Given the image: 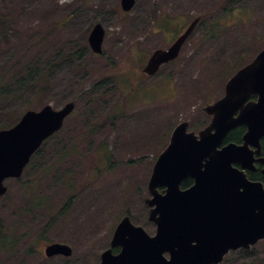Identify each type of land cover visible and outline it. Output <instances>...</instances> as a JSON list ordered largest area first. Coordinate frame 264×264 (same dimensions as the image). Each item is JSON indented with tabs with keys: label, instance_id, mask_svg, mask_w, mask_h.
Instances as JSON below:
<instances>
[{
	"label": "rangeland",
	"instance_id": "374dc122",
	"mask_svg": "<svg viewBox=\"0 0 264 264\" xmlns=\"http://www.w3.org/2000/svg\"><path fill=\"white\" fill-rule=\"evenodd\" d=\"M222 1L136 0L125 12L120 0H0V9L8 6L16 17L12 46L21 40L29 54L16 65L14 57L0 82L11 86L0 95V127L46 103L55 109L76 103L21 177L4 181L0 232L12 243L9 250L0 247V264H98L126 214L154 233L143 199L155 155L178 122H207L204 105L218 99L227 78L264 47V0H228L223 11ZM204 14L221 17L216 38H207L210 22H204L174 63L156 75L142 71L152 51L167 47ZM95 23L106 31L102 54L87 41ZM33 53L38 67L54 62L47 87L17 94L10 75ZM7 54H0V65ZM99 80L90 93L95 106L86 109L88 95L76 102ZM39 197L42 204L33 207ZM56 241L68 244L72 255L45 257V244ZM226 256L221 264H264V239Z\"/></svg>",
	"mask_w": 264,
	"mask_h": 264
},
{
	"label": "water",
	"instance_id": "95a60500",
	"mask_svg": "<svg viewBox=\"0 0 264 264\" xmlns=\"http://www.w3.org/2000/svg\"><path fill=\"white\" fill-rule=\"evenodd\" d=\"M134 3L120 0L123 11ZM197 22L193 19L168 48L154 50L143 71L152 75L162 63L176 58ZM104 34V27L94 24L88 36L93 52L102 53ZM74 105L69 101L59 109L46 104L27 110L15 125L0 129V197L7 191L5 179L21 176L32 154L62 127ZM203 110L209 123L194 132L187 121L179 122L154 162L144 203L155 233L148 234L123 216L99 264H219L230 250L249 249L264 239V187L244 171L254 169L258 160L264 176V157L254 158L264 136V48L227 79L223 95ZM238 126L245 127L242 142L222 144ZM188 177L193 184L181 189ZM114 246H120L118 253L112 252ZM71 253L64 243L44 247L48 257Z\"/></svg>",
	"mask_w": 264,
	"mask_h": 264
},
{
	"label": "trees",
	"instance_id": "16d2710c",
	"mask_svg": "<svg viewBox=\"0 0 264 264\" xmlns=\"http://www.w3.org/2000/svg\"><path fill=\"white\" fill-rule=\"evenodd\" d=\"M226 2H228V1H222L221 4L218 6V7H221L222 11H223V9L226 8L224 6V3H226ZM207 17H208V19L205 21V18H207ZM209 17H211V18H209ZM219 18H221V17H219L218 14H216V16L204 14L200 18L199 25L197 24V26H200V25L203 26L204 22H205V25H207L206 23L210 22L207 25L208 26L207 32H206V33H208L207 38L214 39L218 36V32L220 30ZM15 20H16V17H14L12 10L8 6L0 9V54L2 52H5L6 54L10 53V54H7V58H5L4 62L2 61L3 63L0 65V82H2V79L5 75V73L9 70V66H11L14 57L17 56L19 58L15 61V63H13L14 65H16V64H18L24 60L23 56H29L28 52L26 54L24 51H22L23 45L21 43L22 42L21 40H18L15 43V46H12L16 40V37H15L16 35L11 33V30L13 29ZM85 47H86V45L83 46L84 49H82V50H85ZM73 57L76 58V55H74ZM53 65H54V62L49 66L38 67V65H37V54L33 53L31 55V57L24 64H22L19 68H17L12 73V75H10L11 76L10 79L15 78L14 81L19 84V86L15 89L17 94H20L21 92H23L27 88H32L34 91H37L40 89H45L47 87V85H45V83H47L46 76L52 70ZM101 82H102V80H99V81L95 82V84L90 86L88 89H84V90L82 89V91H80L77 94V96L75 97L76 102L80 101V99L82 98L83 95H88V104L86 103V106H87L86 109L92 105L95 106L96 105L95 97L91 96L90 93L93 92L97 83H101ZM39 85L41 88L39 87ZM7 88L11 89V86H9V83L5 84V85H0V95L6 93ZM19 117L20 116H18V119H19ZM18 119H15L12 122L4 124L3 126L0 127V129L9 128V127L13 126L18 121ZM78 123H80V121ZM191 127L197 128V124H195L193 121H191ZM198 127H201V126L198 125ZM63 128H64V126H63ZM244 131H245L244 127L235 128L234 130H232L227 135L225 141L226 142L231 141V142H236V143L240 142L242 134L244 133ZM54 135H52V136H54ZM51 137H49V138H51ZM49 138L46 141H44L42 146L31 157V160H30L29 164L27 165V167L32 165L37 153L41 150V148L45 147V144H47V142L49 141ZM60 141H61V139H59L58 144H60ZM250 176H251V179H253V180L254 179H260V178L262 179V176L258 171L256 174H253ZM189 180H190V178H188L184 181H185V183H187ZM43 200H44L43 197L42 198H40V197L36 198V200L33 203V207H39V203L41 205ZM66 205L68 206L69 202L66 203ZM0 230L2 231V225L0 226ZM4 239H5V235H3L2 232H0V247L9 250L12 242L7 243Z\"/></svg>",
	"mask_w": 264,
	"mask_h": 264
},
{
	"label": "flooded vegetation",
	"instance_id": "af4514ba",
	"mask_svg": "<svg viewBox=\"0 0 264 264\" xmlns=\"http://www.w3.org/2000/svg\"><path fill=\"white\" fill-rule=\"evenodd\" d=\"M174 61V60H173ZM173 61H171V62H173ZM170 63V62H169ZM166 64V63H165ZM165 64H163V65H165ZM168 64V63H167ZM232 131V130H231ZM230 131V132H231ZM229 132V133H230ZM224 142H226V141H224ZM251 148H252V150H254L255 149V147H253V146H251ZM259 157H264V136L260 139V153H259V155H256V154H254V158L255 159H258ZM253 167H254V169H247V168H245L244 169V171L246 172V174H247V176H248V178H250L251 179V176L250 175H253V174H256L257 173V171L261 174V176H262V179L260 178V179H254V180H258V181H261L262 182V184H263V187H264V176H263V174H262V167H263V164L261 163V162H259L258 160H256V161H254V163H253ZM234 166H237V167H240V165L239 164H236V163H234ZM241 168V167H240ZM190 178V177H189ZM188 179V178H187ZM184 180H186V179H184ZM183 180V181H184ZM193 179L192 178H190V180L187 182V183H185V181L183 182H181L180 183V188L181 189H186V188H188V187H190L192 184H193V181H192ZM253 180V179H252ZM146 189H147V186H146ZM158 190L160 191V192H163L164 191V187H159L158 188ZM147 193H148V190H147ZM121 219V218H120ZM119 219V220H120ZM118 223V222H117ZM117 223H116V225H117ZM116 225H115V227H116ZM115 227H114V229H115ZM114 229H113V231H114ZM112 235H113V232H112V234H111V237H110V240H109V245H108V247L107 248H109L110 247V241H111V238H112ZM106 248V249H107ZM105 250V249H104ZM119 250H120V246H114L113 248H112V252L113 253H118L119 252ZM164 256L166 257V258H169V253L168 252H165L164 253ZM100 258V257H99ZM99 261H100V259H99ZM99 261H98V263H99Z\"/></svg>",
	"mask_w": 264,
	"mask_h": 264
},
{
	"label": "bare ground",
	"instance_id": "6f19581e",
	"mask_svg": "<svg viewBox=\"0 0 264 264\" xmlns=\"http://www.w3.org/2000/svg\"><path fill=\"white\" fill-rule=\"evenodd\" d=\"M193 181V180H192Z\"/></svg>",
	"mask_w": 264,
	"mask_h": 264
}]
</instances>
